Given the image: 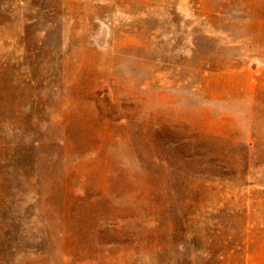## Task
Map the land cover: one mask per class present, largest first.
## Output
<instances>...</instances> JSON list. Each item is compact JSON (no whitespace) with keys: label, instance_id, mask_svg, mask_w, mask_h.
I'll list each match as a JSON object with an SVG mask.
<instances>
[{"label":"rangeland","instance_id":"rangeland-1","mask_svg":"<svg viewBox=\"0 0 264 264\" xmlns=\"http://www.w3.org/2000/svg\"><path fill=\"white\" fill-rule=\"evenodd\" d=\"M0 264H264V0H0Z\"/></svg>","mask_w":264,"mask_h":264}]
</instances>
